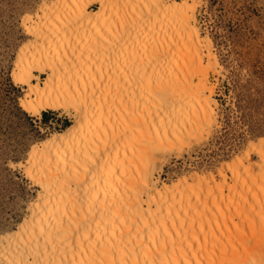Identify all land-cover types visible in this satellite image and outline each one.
Wrapping results in <instances>:
<instances>
[{
    "label": "bare ground",
    "instance_id": "6f19581e",
    "mask_svg": "<svg viewBox=\"0 0 264 264\" xmlns=\"http://www.w3.org/2000/svg\"><path fill=\"white\" fill-rule=\"evenodd\" d=\"M198 2L55 0L23 19L35 40L14 63L21 106L74 122L22 165L42 190L1 239V264H264V142L220 180L155 179L158 154L184 153L217 122L220 64Z\"/></svg>",
    "mask_w": 264,
    "mask_h": 264
},
{
    "label": "rangeland",
    "instance_id": "374dc122",
    "mask_svg": "<svg viewBox=\"0 0 264 264\" xmlns=\"http://www.w3.org/2000/svg\"><path fill=\"white\" fill-rule=\"evenodd\" d=\"M54 1L0 0V241L19 232L41 194L22 165L38 144L67 131L74 122L55 110H44L52 113L47 121L29 115L21 106L25 87L13 82L19 49L35 40L27 35L23 19ZM198 1L201 36L212 42V54L220 64L219 73H209L217 122L208 137L184 153L158 154L155 179L160 187L197 174L220 180L224 165L264 142V0ZM36 75L46 78L40 72Z\"/></svg>",
    "mask_w": 264,
    "mask_h": 264
},
{
    "label": "crops",
    "instance_id": "0c3cea01",
    "mask_svg": "<svg viewBox=\"0 0 264 264\" xmlns=\"http://www.w3.org/2000/svg\"><path fill=\"white\" fill-rule=\"evenodd\" d=\"M52 113H49L48 111H43L41 114H40V119H43L45 121L47 120H51L52 117L50 116Z\"/></svg>",
    "mask_w": 264,
    "mask_h": 264
}]
</instances>
